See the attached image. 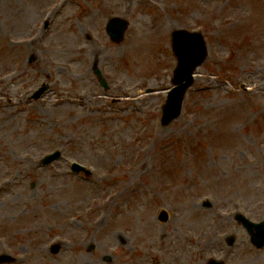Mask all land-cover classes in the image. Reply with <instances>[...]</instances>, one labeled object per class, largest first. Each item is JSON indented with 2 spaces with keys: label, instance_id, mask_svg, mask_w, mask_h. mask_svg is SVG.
Listing matches in <instances>:
<instances>
[{
  "label": "rangeland",
  "instance_id": "rangeland-1",
  "mask_svg": "<svg viewBox=\"0 0 264 264\" xmlns=\"http://www.w3.org/2000/svg\"><path fill=\"white\" fill-rule=\"evenodd\" d=\"M113 17L128 23L119 43L105 30ZM177 29L202 33L208 55L182 115L162 126ZM259 148L264 157V0H0L9 264H264L234 220H264ZM73 161L93 175L72 174Z\"/></svg>",
  "mask_w": 264,
  "mask_h": 264
},
{
  "label": "water",
  "instance_id": "water-1",
  "mask_svg": "<svg viewBox=\"0 0 264 264\" xmlns=\"http://www.w3.org/2000/svg\"><path fill=\"white\" fill-rule=\"evenodd\" d=\"M125 23L119 21L111 25L109 31L114 32L117 36L122 35ZM173 49L178 59L177 68L174 73L173 83L175 87L169 93L165 106L163 107L162 123L166 125L180 114L181 104L186 89L192 84V72L206 56V48L199 34L187 32H175L173 35ZM166 213H161L160 219L165 221ZM241 222L251 230L252 224L244 218L239 217ZM263 233L258 230L253 235L256 242L262 240Z\"/></svg>",
  "mask_w": 264,
  "mask_h": 264
},
{
  "label": "bare ground",
  "instance_id": "bare-ground-1",
  "mask_svg": "<svg viewBox=\"0 0 264 264\" xmlns=\"http://www.w3.org/2000/svg\"><path fill=\"white\" fill-rule=\"evenodd\" d=\"M94 55H97V53H94ZM144 228H146V225L144 226Z\"/></svg>",
  "mask_w": 264,
  "mask_h": 264
}]
</instances>
